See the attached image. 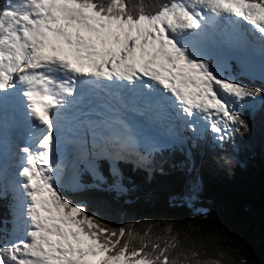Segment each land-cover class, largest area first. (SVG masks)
<instances>
[{
  "label": "snow or ice",
  "instance_id": "1",
  "mask_svg": "<svg viewBox=\"0 0 264 264\" xmlns=\"http://www.w3.org/2000/svg\"><path fill=\"white\" fill-rule=\"evenodd\" d=\"M209 20L226 22L227 30L209 32ZM245 32L264 45V0H14L0 6V200L11 191L20 224L0 244V264H177L167 253L180 246L178 237L163 248L153 243L151 252L143 237L140 249L131 247L132 231L105 224L65 189L77 182L81 166L98 178L106 169L118 182L121 164L153 163L158 141L137 135L108 101L117 92L173 110L189 131L210 130L221 145L235 125L246 127L238 108L264 100V93L227 74L216 50ZM9 108L13 121L17 110L27 120L25 137L11 132L3 116ZM69 116L81 129L69 141L71 150L63 140ZM198 193L194 180L179 195ZM201 248L207 251L203 240Z\"/></svg>",
  "mask_w": 264,
  "mask_h": 264
},
{
  "label": "trees",
  "instance_id": "2",
  "mask_svg": "<svg viewBox=\"0 0 264 264\" xmlns=\"http://www.w3.org/2000/svg\"><path fill=\"white\" fill-rule=\"evenodd\" d=\"M129 2L138 4L140 0ZM7 3L0 0V6ZM236 77L264 93L263 81ZM240 114L246 127L237 124L223 145L204 135L187 134L191 144L153 151L150 166L121 164L118 182L106 169L103 178H98L81 166L78 184L68 192L105 224L132 231L131 247L140 249L143 237L148 243L145 251L151 252L153 243L159 242L163 248L165 242L171 245L172 237H178L180 246L169 247L167 253L177 264H196L197 260L212 264L213 259L220 264H264V101L256 110ZM194 180L199 185L198 196L179 195ZM12 199L8 194L0 200V227L4 229L0 244L13 231ZM201 240L207 251L201 248ZM217 245L222 246L223 255ZM188 249L201 255H189L186 260Z\"/></svg>",
  "mask_w": 264,
  "mask_h": 264
},
{
  "label": "rangeland",
  "instance_id": "3",
  "mask_svg": "<svg viewBox=\"0 0 264 264\" xmlns=\"http://www.w3.org/2000/svg\"><path fill=\"white\" fill-rule=\"evenodd\" d=\"M11 2H14V0H8V3H11ZM244 38L247 41H251L250 36L246 32H245ZM254 40L256 41L257 39L254 38ZM241 48L242 47H241V44H240V41H239V42H237L235 44H231L230 48L228 50H225L224 54H221V59H222V62L224 63V65L226 66L227 74L233 75V73H232V63L236 62L237 65L240 68L239 70L241 71L240 73L242 75H246V76L250 77L251 79L264 80V56H260L258 54H254L253 51L250 50V49H248L245 52H240ZM263 48H264V45H263ZM262 52H263V55H264V50H262ZM236 53H239L242 56H235ZM244 55H247V56H244ZM249 102L250 101L247 102V107L253 108V109L261 104V100L260 99L252 100L251 104ZM241 107H243V106H241ZM238 109H240V107ZM8 120H10V122H12L10 124V130H11V132H13V130H14L13 128L16 125L15 124V120L13 121V118H10ZM21 126L23 128H25L24 131L28 132V122H25L24 120H22ZM151 127H152V125H151ZM234 128H235V126H234ZM154 129H155V133L148 134L146 136V138L150 137V136L154 137L158 141V145H157L158 146V150L171 147L175 143H182L183 145L191 144L190 141H187V139H184V140L183 139H178L175 136L176 132H180V133H182L183 136H185L186 131H189L184 124H182L180 127H176V126L170 127L167 130V132L170 133V137L173 139V142H167L166 141L167 137L165 136V132L164 131H160V130H158V128H151V130H154ZM20 133L22 134L23 130L20 131ZM80 134H81V129H80V126H79L75 130L74 136L77 135V137H79ZM200 135L209 136V137H211V139H212V137L214 138V134L211 133L210 130H208V131H203L202 130ZM63 140H64V144L67 146V148L68 147H70V148L73 147V145L70 144L69 141L70 140L74 141V139H65L64 138ZM164 146H166V147H164ZM61 150L62 151L64 150V146H62ZM68 150H70V149H68ZM74 157H75V153H72V155L69 156V162L72 159H74ZM12 163L15 165L18 162L17 161H13ZM70 170H71V163H69V169L67 171H70ZM12 178L15 179V177H12ZM77 184H78V182L74 183L73 186L68 187L65 190L68 191V189H73L74 186H76ZM8 194L11 196V198H13L11 191ZM13 204H14V201H12L11 206L9 208L12 217L14 216L13 215ZM13 223H14L13 230H14V226L17 229L20 227V224L14 218H13Z\"/></svg>",
  "mask_w": 264,
  "mask_h": 264
},
{
  "label": "bare ground",
  "instance_id": "4",
  "mask_svg": "<svg viewBox=\"0 0 264 264\" xmlns=\"http://www.w3.org/2000/svg\"><path fill=\"white\" fill-rule=\"evenodd\" d=\"M217 49H219V51H222V52H224L225 50H226V47H224L223 45L222 46H219ZM21 109H22V106H21ZM18 111L19 110H17V113L16 114H18ZM72 113H73V115H78L79 113H77L75 110H72ZM145 121V120H144ZM78 122H76L75 120H73L72 118H71V116H69V117H65L64 118V121H63V136L64 135H67V134H69V133H73V130H74V128L76 127V124H77ZM139 126V128H138V130H139V132H144V131H146V134H145V137L148 135V132H147V130L146 129H143V127L139 124L138 125ZM152 127L153 128H158L156 125H152ZM146 128H148L150 131V133H155V129L154 130H151V125H150V123L149 124H147V126H146ZM161 131V130H160ZM160 134V133H159ZM162 135V134H161ZM58 136H59V134H58ZM156 137V136H155Z\"/></svg>",
  "mask_w": 264,
  "mask_h": 264
}]
</instances>
